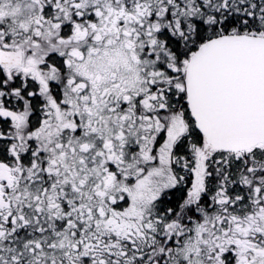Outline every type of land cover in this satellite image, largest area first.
<instances>
[{
    "label": "snow or ice",
    "instance_id": "6c2138e0",
    "mask_svg": "<svg viewBox=\"0 0 264 264\" xmlns=\"http://www.w3.org/2000/svg\"><path fill=\"white\" fill-rule=\"evenodd\" d=\"M0 264H264V0H0Z\"/></svg>",
    "mask_w": 264,
    "mask_h": 264
}]
</instances>
